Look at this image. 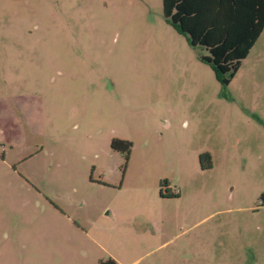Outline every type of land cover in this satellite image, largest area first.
<instances>
[{
	"label": "rangeland",
	"instance_id": "rangeland-1",
	"mask_svg": "<svg viewBox=\"0 0 264 264\" xmlns=\"http://www.w3.org/2000/svg\"><path fill=\"white\" fill-rule=\"evenodd\" d=\"M205 55L161 0H0V264H264V30Z\"/></svg>",
	"mask_w": 264,
	"mask_h": 264
},
{
	"label": "trees",
	"instance_id": "trees-1",
	"mask_svg": "<svg viewBox=\"0 0 264 264\" xmlns=\"http://www.w3.org/2000/svg\"><path fill=\"white\" fill-rule=\"evenodd\" d=\"M166 23L186 38L191 48L202 47L216 80L226 87L264 30V0H161ZM113 150L128 154V142L113 140ZM209 160L199 157L202 168ZM161 186H166L162 182ZM160 196L169 198L160 191ZM172 197H177L173 194ZM264 199V196H263ZM98 264H116L108 259Z\"/></svg>",
	"mask_w": 264,
	"mask_h": 264
},
{
	"label": "built area",
	"instance_id": "built-area-1",
	"mask_svg": "<svg viewBox=\"0 0 264 264\" xmlns=\"http://www.w3.org/2000/svg\"><path fill=\"white\" fill-rule=\"evenodd\" d=\"M174 194L176 195L177 194V191H175Z\"/></svg>",
	"mask_w": 264,
	"mask_h": 264
},
{
	"label": "crops",
	"instance_id": "crops-1",
	"mask_svg": "<svg viewBox=\"0 0 264 264\" xmlns=\"http://www.w3.org/2000/svg\"><path fill=\"white\" fill-rule=\"evenodd\" d=\"M177 195V194H176Z\"/></svg>",
	"mask_w": 264,
	"mask_h": 264
}]
</instances>
